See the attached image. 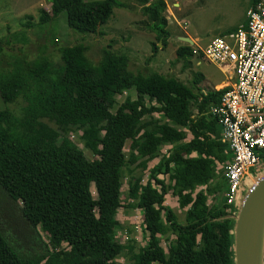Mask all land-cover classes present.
<instances>
[{"label": "trees", "instance_id": "1", "mask_svg": "<svg viewBox=\"0 0 264 264\" xmlns=\"http://www.w3.org/2000/svg\"><path fill=\"white\" fill-rule=\"evenodd\" d=\"M134 1L165 46L169 35L165 3ZM258 1L251 0V6ZM46 2L50 12H40V23L65 13L68 28L80 34H98L113 10L125 7L117 0ZM2 44L0 40V53ZM151 50L154 56L158 45L152 43ZM86 52L83 44L61 48L62 67L52 80L46 79L51 69L47 58L0 70L1 101L13 104L22 98L27 104L20 119L8 109L0 110V187L21 203L25 220L48 239L45 254L19 256L0 231V264H234L231 216L236 210L226 205L227 183L222 173L216 174L217 163L230 160L231 153L221 143L220 127L209 113L222 92L211 88L204 92L200 73L187 86L155 72L133 74L129 58L110 49L101 51L94 66ZM192 57L190 47L177 48V60L186 63ZM131 89L136 99H126L112 113L116 94ZM154 114L166 121L153 118ZM44 119L61 130L80 128L84 148L98 158L86 159ZM187 134L192 138L184 142ZM164 145L171 148L147 179L136 177L128 183L131 208L143 216L146 245L131 262L118 263L125 249L114 235L123 170L134 164L146 169ZM169 188L179 207L186 208L185 224L177 223L164 205ZM162 236L169 239L167 253Z\"/></svg>", "mask_w": 264, "mask_h": 264}, {"label": "rangeland", "instance_id": "2", "mask_svg": "<svg viewBox=\"0 0 264 264\" xmlns=\"http://www.w3.org/2000/svg\"><path fill=\"white\" fill-rule=\"evenodd\" d=\"M117 1L123 3L125 7L113 10L109 20L99 28L100 34H80L68 28L65 13L50 22L40 23V12H50V4L46 0H0V40L3 43L0 53V70L8 72L17 63L31 64L47 58L51 63V69L46 79L52 80L62 67L59 50L83 44L87 47L85 55L94 66L100 61L101 51L110 49L129 58L128 70L133 74L147 75L155 72L165 77H173L180 83L190 86L195 75L200 73L203 76L200 87L205 92L206 89L219 85L223 81V76L214 65L203 61L198 53L192 58H187L186 63L183 60H177V48L188 46L180 38H189L195 46L197 44L203 48L213 37L244 23L246 13L251 6V0H177L175 3L172 0H164L169 4L170 11L166 10L165 6L163 16L167 22L166 30L169 35L163 46L157 39L154 26L148 24L136 1ZM152 43L158 45L154 56L151 50ZM136 97L134 89L116 94L111 112L115 113L126 99L135 100ZM145 104L150 105L147 99ZM26 105L22 98L13 104H4L0 99V110L8 109L19 119L23 117L22 109ZM191 109L195 110L194 105ZM152 117L162 122L166 121L158 114ZM42 122L55 130L60 139L68 138L89 161L98 158L84 148L80 128L70 127L61 130L53 121L44 119ZM191 138V135L187 134L184 142L190 141ZM129 145L130 141H127L124 146L126 157L129 154ZM170 148L169 145L162 146L159 157L149 161L144 170L137 167V164L123 170L120 208L116 215L118 227L114 230V235L125 249L117 258L118 263L131 262L132 256L146 245L143 216L138 209L131 208L132 202L127 198L128 183L136 177H141L145 181L151 168L156 165L161 156L167 155ZM218 164L216 174L222 172ZM170 185L172 183H169ZM200 189L204 188L197 190ZM90 191L95 197L93 186L90 187ZM212 202L213 197L210 196L207 204L210 205ZM164 205L175 215L177 223L185 224L186 208L179 207L171 188L167 190ZM21 207L20 202H14L0 187L1 233L19 256H41L48 250L47 236L38 228H32L28 224L22 215ZM234 209L236 210V207ZM167 236L160 237L161 246L166 253L169 243ZM169 238L171 241L174 236Z\"/></svg>", "mask_w": 264, "mask_h": 264}, {"label": "built area", "instance_id": "3", "mask_svg": "<svg viewBox=\"0 0 264 264\" xmlns=\"http://www.w3.org/2000/svg\"><path fill=\"white\" fill-rule=\"evenodd\" d=\"M188 47L223 76L211 87L222 94L209 113L231 153V159L219 166L227 183L226 205L235 208L251 180L264 172V0L250 6L246 21L236 30L213 37L203 48L195 43Z\"/></svg>", "mask_w": 264, "mask_h": 264}, {"label": "water", "instance_id": "4", "mask_svg": "<svg viewBox=\"0 0 264 264\" xmlns=\"http://www.w3.org/2000/svg\"><path fill=\"white\" fill-rule=\"evenodd\" d=\"M180 39L193 45L189 38ZM231 218L234 264H264V172L255 177Z\"/></svg>", "mask_w": 264, "mask_h": 264}, {"label": "bare ground", "instance_id": "5", "mask_svg": "<svg viewBox=\"0 0 264 264\" xmlns=\"http://www.w3.org/2000/svg\"><path fill=\"white\" fill-rule=\"evenodd\" d=\"M254 181H255V179H252V180H251V183L254 182Z\"/></svg>", "mask_w": 264, "mask_h": 264}, {"label": "flooded vegetation", "instance_id": "6", "mask_svg": "<svg viewBox=\"0 0 264 264\" xmlns=\"http://www.w3.org/2000/svg\"><path fill=\"white\" fill-rule=\"evenodd\" d=\"M218 165H221V164H218Z\"/></svg>", "mask_w": 264, "mask_h": 264}]
</instances>
